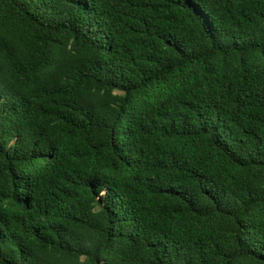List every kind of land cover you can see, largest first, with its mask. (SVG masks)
<instances>
[{"label":"trees","instance_id":"obj_1","mask_svg":"<svg viewBox=\"0 0 264 264\" xmlns=\"http://www.w3.org/2000/svg\"><path fill=\"white\" fill-rule=\"evenodd\" d=\"M0 264H264V0H0Z\"/></svg>","mask_w":264,"mask_h":264}]
</instances>
